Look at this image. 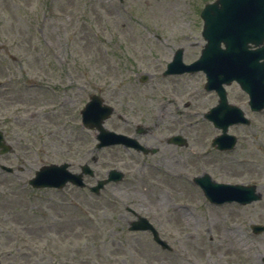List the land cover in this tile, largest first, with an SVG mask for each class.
<instances>
[{
	"label": "rangeland",
	"instance_id": "374dc122",
	"mask_svg": "<svg viewBox=\"0 0 264 264\" xmlns=\"http://www.w3.org/2000/svg\"><path fill=\"white\" fill-rule=\"evenodd\" d=\"M213 1L0 0V81L5 83L0 129L14 149L8 162L0 159L14 170L0 179L3 264H264V235L250 231L264 224V115L253 117L250 128L231 129L246 143L235 153H210L218 131L200 123L185 129L188 149L160 139L154 144L160 154L145 165L139 159L138 166L135 153L96 150V139L81 126L80 113L93 94L105 97L128 121L149 127L166 121L173 132L186 101L190 108L192 103L188 112L209 111L216 101L210 93L200 94L204 76L162 79L160 72L178 48L186 50L187 61L198 58L205 44L200 13ZM152 55L158 62H151ZM155 65L160 75L138 86L137 73L153 72ZM189 91L199 95L193 98ZM106 127L134 134L116 117ZM161 158L171 165L157 166ZM62 163L75 165L74 172L91 164L99 179L112 169L126 177L100 197L29 186L42 167ZM204 171L220 183L257 184L263 201L245 207L210 204L191 182ZM128 207L150 220L170 222L172 253L159 249L147 233L128 232L135 219Z\"/></svg>",
	"mask_w": 264,
	"mask_h": 264
},
{
	"label": "flooded vegetation",
	"instance_id": "af4514ba",
	"mask_svg": "<svg viewBox=\"0 0 264 264\" xmlns=\"http://www.w3.org/2000/svg\"><path fill=\"white\" fill-rule=\"evenodd\" d=\"M219 9L223 10V8H221V6L219 7ZM256 11L258 12V15L253 16L251 18V23L249 24V26L253 29H256V31L252 32L250 34L247 32H244V31H240V33L236 32L234 34V38H235L234 42L235 43L244 42L249 37L254 38L255 41L261 40V43H259V44H255L254 42L250 41L247 43V45L249 46L250 51H255L258 48H262V55L264 56V8H261V9L256 8ZM259 12H260V14H259ZM229 20H231V18H229L225 15L223 16L219 13V15L217 16V27L219 29H221V27H223L225 24H227L229 22ZM235 26L237 27L238 24H235ZM220 36L223 37L222 35H220ZM227 36H224V37H227ZM232 39H233V34L231 36V40ZM217 41L219 43L220 48L225 49L226 42L223 40V38H220ZM204 48H205V44L203 45L202 49L200 50V54L198 55V58L196 60H191V61H187L186 50L184 48H178L172 52V56H171V59L168 62V64L172 61V59L175 57V55L179 51H181L183 63L185 65L193 64L197 60H199V58L201 57V55L204 51ZM243 53L245 54L244 49H243ZM217 57L219 58L217 60L221 59L220 55H218ZM137 60H140V58H137ZM261 61L263 62L264 60L262 59ZM151 62L152 63L158 62V59L156 58V56L152 55ZM246 62H247V59H240L239 64L236 63L234 65V67H235V73L234 74H235L236 78L231 83L223 84L221 88L215 89L213 91H207L205 85L202 88H200V94L203 95L204 91H205L206 93H210L211 96H214L216 104L212 108H215L217 106L222 105V101H223L222 95L224 94V98L227 101V102L225 101L226 104L229 105L231 107V109H232V107L239 109L243 113V118H245L247 121H249L248 124H245L244 121H239V123H233L229 127L228 134H230L231 136H234L236 138L235 148L233 149V151L229 152L230 154L237 152V150L239 148L238 146H240V148H243L246 144V143L243 144V142H245V141H243V138H241V136H239L237 134H232L231 129H233V128L234 129L245 128V127L250 128L252 126V123H253V117L264 115V109H262L261 111H255L262 104V102L264 100V96H263L264 95V71L261 70L260 68H258L257 73H255L254 69H253V65L248 67ZM168 64H165L164 69L160 72V74L162 75V79L184 78V77L190 78V77H195L196 75H202V76H204V78L206 80L205 74L202 71L196 72V73L171 74V75L166 76L165 71L167 69ZM152 68H154L153 72L144 73V71H143V72L137 73V83H138L137 85L138 86H140L143 83H144V85L148 84L150 81H152L154 78H156L157 75H160V74H157V69L159 68V66L155 65V66H152ZM237 75H240L242 78L244 77L246 83L248 84L247 90L238 81ZM254 75H256L255 76L256 86H254ZM137 89L139 90L140 88L137 87ZM190 93H191L190 91L187 92L188 96L193 95V98H195V96L199 95L197 93L196 94H190ZM176 101L177 100L175 98H172L169 105L174 106L176 104ZM227 105H226V107H227ZM113 107L115 109V106H113ZM137 108H138V106H137ZM189 108H190L189 102L186 101V105L184 107V109L186 111L183 115L181 114L182 116H180L178 119V121L180 123V127L177 129V131L179 130L180 132H177V131L173 132L171 129H169L168 124H166V121H164L163 123H153L152 122L150 124V127H149V125H146L144 123L139 122L138 121V116H139L138 110H137V121L138 122L136 124L132 121H128L127 118L123 114L117 113L115 110V115L111 119H109L107 122L111 121L114 117H116V119L118 120L119 123L125 124V125H127V127H129V126L132 127L134 134L133 135L125 134V135H128V136L133 137V138H137V142L140 144L141 148H143V150H145V152L139 151V150H137V152H134L132 150H127L123 146H116L113 148H121V149L128 151L129 153L137 154V166L140 163L139 159L142 160L144 165H145L147 163V161H146L147 158L157 156L161 152V149L158 146L154 145L155 141L159 142L160 139H164L165 140L164 143H166L167 146L175 147V148H181V149H188L189 148V141L187 138H189V136L186 135V133H184L185 129H187L188 126H189V128H193V127H197L200 123H209L215 128L216 131H218V129L215 127V123L217 124L218 121L222 122L223 124H229V119H228L229 114H227V115L222 114L223 118L221 117L220 119L212 120V119H210L209 116H207L212 108L207 112L203 111L201 113L202 115L199 113L188 112V111H192V109H191L192 103H191V108L190 109ZM194 108H198V107H194ZM166 110H168V109H166ZM121 111H122V109H121ZM231 111L232 110H230L229 113ZM220 115H221V113H220ZM198 116L200 118H197ZM201 117H202V119H201ZM233 117H230V118H233ZM124 128L125 127H123V129ZM85 131L88 132L90 135V136H87L88 138H96L94 131H90L87 129H85ZM112 131H114V130H112ZM218 132H217L218 135H215L213 137V140L211 141V149H209L208 151L212 154H214V153L227 154L228 152L224 153V152L220 151L218 149V145L217 146L214 145V139L218 138L221 135V131H218ZM122 134H124V133H122ZM141 138H144V142L141 141ZM148 141H150V143ZM113 148H108V149H113ZM205 153L206 152H204V154ZM8 156H9V154L0 155V159H2V160L6 159V161L7 160L9 161ZM156 164H157V166H161V167L162 166L168 167V165H171L170 163L167 162V159H162V158L157 160ZM188 164H189L188 161H183V166L187 169L189 168ZM147 165L150 168L151 167L157 168V166L155 164L150 163ZM2 166H3V164L0 163V179H2V177L6 174L5 171L2 170ZM81 166L82 165L79 166V171L75 172V173L80 172ZM210 166H212L214 169H216L217 168V162L216 161L211 162ZM71 167L73 168V167H75V165H72ZM205 175H209V177L212 180H215L213 178V176L210 175L206 171H204L201 176H196V177L191 179L192 185L197 187L200 191H202V190L199 186V184H200L199 181L200 180L203 181L205 178ZM171 178L183 179V177H180V176H178V177L172 176ZM84 180H85V183L87 184V186H93L100 179L97 178V176L95 174L94 178L85 177ZM88 180H93L95 183L91 184ZM156 184L161 185V188H163L162 187L163 184L161 181L156 180ZM114 185H117V184H114ZM107 188L105 190H107ZM67 189L77 190V188L70 186V185L67 187ZM80 191L89 192L92 196H95L90 192L89 189H80ZM163 191H166V190L162 189V192ZM137 193H138V190H137ZM149 221L155 227V229H156L157 233L159 234V236L161 237V239H163L164 241L167 242V238H170L172 236V232L170 231L171 230L170 222L166 221L164 223V222L160 221L159 219L157 220L155 218H152V220L149 219ZM130 223L131 222H129L128 227L130 226ZM141 233L142 232L137 233V234H141ZM146 233L149 234L151 236V238L153 239V235L150 232H146ZM156 246L159 249H161V247L158 244H156Z\"/></svg>",
	"mask_w": 264,
	"mask_h": 264
},
{
	"label": "water",
	"instance_id": "95a60500",
	"mask_svg": "<svg viewBox=\"0 0 264 264\" xmlns=\"http://www.w3.org/2000/svg\"><path fill=\"white\" fill-rule=\"evenodd\" d=\"M235 3L231 4L232 7L236 8H247L249 6L250 0H234ZM217 4L207 5L202 17L205 19L206 25L204 29V37L207 40L208 44L206 45V49L204 52V57L201 59V63L204 66V70L206 71L208 77L207 89L213 90L215 89V85H217L218 81V73L216 70V34L217 30L214 25V14L216 12ZM227 31H231L228 29ZM225 32V31H224ZM228 49L233 47V44L228 43ZM181 57H177L175 61L171 64L168 74L174 73L179 68L177 66L181 64ZM199 68H197L198 70ZM179 71V70H178ZM230 75V74H229ZM222 78V76H221ZM227 78V77H226ZM226 78L224 80H226ZM224 82V81H222ZM224 98V95H223ZM225 111V107L219 106L212 111L211 118L220 119L222 117V113ZM229 110L227 111V113ZM113 113V109L109 106L103 105V100L98 96H93L91 102L87 104L86 108L82 112L83 123L86 127L96 128L100 132L98 136V140L100 141L99 148L114 146V145H124L127 148H135L137 150V141L135 139L129 138L123 135H117L115 133L109 132L104 129L103 122L110 118ZM221 113V115H220ZM226 113V115H227ZM223 118V117H222ZM233 122H229V124H223L218 121L217 125L223 128L224 133L227 132L228 125L234 123V120L230 118ZM224 140H227L230 144H227L222 149H231L230 146L233 143V138H219L218 142L223 143ZM3 136L0 132V147H4L3 144ZM229 145V146H228ZM69 165L64 164L62 166L51 165L42 168L39 172L36 173V177L30 181V184L34 188H63L68 182H72L73 184L84 187L82 181V175H74L68 171ZM84 171H88L89 166L86 165L83 167ZM11 171V170H9ZM92 174V172H89ZM123 178V175L117 171H112L110 173V179L107 181L99 182V185L95 188H92L93 191L99 192L100 189L104 187L110 181H120ZM201 183V181H199ZM203 189L206 193V196L213 203H224V202H233L237 201L240 204L246 205L252 203L254 201H258L262 198L261 195L257 194V188L252 187H244V186H232V185H220L215 183L206 184L203 183ZM131 211V210H130ZM141 224L139 226H134L137 223L133 224L131 231L137 230H154L151 225H149L146 219H141ZM255 231L262 232L264 231V227L256 226ZM156 240L161 242L157 237V233L154 231ZM163 243V242H161ZM165 244V243H163ZM1 264V263H0Z\"/></svg>",
	"mask_w": 264,
	"mask_h": 264
}]
</instances>
